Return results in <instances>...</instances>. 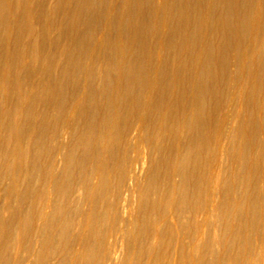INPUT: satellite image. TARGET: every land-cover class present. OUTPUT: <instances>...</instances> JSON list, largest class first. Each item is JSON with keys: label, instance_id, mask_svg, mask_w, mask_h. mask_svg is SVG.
I'll return each instance as SVG.
<instances>
[{"label": "bare ground", "instance_id": "obj_1", "mask_svg": "<svg viewBox=\"0 0 264 264\" xmlns=\"http://www.w3.org/2000/svg\"><path fill=\"white\" fill-rule=\"evenodd\" d=\"M0 264H264V0H0Z\"/></svg>", "mask_w": 264, "mask_h": 264}]
</instances>
